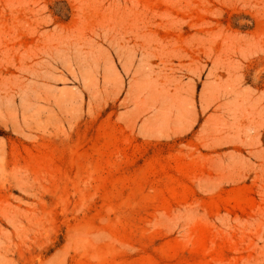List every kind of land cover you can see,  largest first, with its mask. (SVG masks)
<instances>
[{"label":"rangeland","instance_id":"374dc122","mask_svg":"<svg viewBox=\"0 0 264 264\" xmlns=\"http://www.w3.org/2000/svg\"><path fill=\"white\" fill-rule=\"evenodd\" d=\"M0 264H264V0H0Z\"/></svg>","mask_w":264,"mask_h":264}]
</instances>
